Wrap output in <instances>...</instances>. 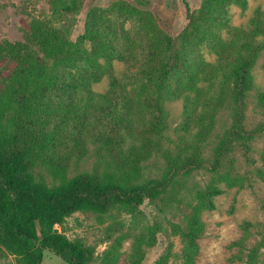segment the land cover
<instances>
[{
  "label": "trees",
  "instance_id": "trees-1",
  "mask_svg": "<svg viewBox=\"0 0 264 264\" xmlns=\"http://www.w3.org/2000/svg\"><path fill=\"white\" fill-rule=\"evenodd\" d=\"M49 1L56 18L78 8V0ZM231 1L202 0L198 11L187 8L177 39L151 12L118 1L109 8L117 18L92 9L74 41L68 24L36 21L31 37L44 60L6 47L17 65L0 90V252L15 255L19 264H40L50 246L67 264H85L88 248L56 229L67 217L153 202L179 176L197 169L217 173L235 146L249 151L250 141L264 134V122L252 129L245 124L252 92L264 116V90L251 77L264 50V16L248 29L228 28ZM126 20L133 31L124 27ZM104 78L108 88L95 91ZM176 101L182 119L170 141L167 105ZM221 112L230 125L208 159L203 148ZM90 151L95 168L68 177L70 163ZM154 155L162 158V173L143 179V163ZM42 170L57 182L49 184ZM222 191L213 184L200 190L175 231L184 264H192L199 250L200 212L214 209L213 197ZM166 263L162 255L154 264Z\"/></svg>",
  "mask_w": 264,
  "mask_h": 264
},
{
  "label": "rangeland",
  "instance_id": "rangeland-1",
  "mask_svg": "<svg viewBox=\"0 0 264 264\" xmlns=\"http://www.w3.org/2000/svg\"><path fill=\"white\" fill-rule=\"evenodd\" d=\"M118 1L151 12L160 27L175 39L187 25V8L198 11L202 3V0H78L76 11L56 18L49 0H0V90L3 80L17 65L6 52L7 46L16 45L23 52L46 59L31 37L36 21L54 26L68 24L70 39L74 41L84 32L87 15L92 9L100 8L105 16L117 18L109 8ZM258 14L264 16V0H245L243 5L231 1L227 6L228 28H247ZM124 27L135 29L127 20ZM205 54L212 59L207 50ZM251 77L257 88L264 90V50L259 53ZM108 83L104 78L93 85V89L103 92ZM167 108L170 122L167 137L175 140V128L182 119V103L176 101ZM245 115L247 129L264 122L253 92L246 100ZM229 125L227 112H221L203 148L206 158L211 157L212 147ZM94 168L95 157L90 151L85 158L70 163L67 175L71 177ZM162 168V158L154 155L143 163L142 178L159 177ZM42 173L49 184L57 182L44 170ZM208 184L223 191L213 197L214 209L200 212L202 233L197 239L199 250L192 264H264V134L250 141L247 152L242 146H235L217 173L194 170L189 175L177 177L153 202L145 199L136 206L114 204L103 213L78 211L56 225V229L88 248L91 256L85 264H154L162 255H167L166 264H184V244L175 231L184 224L198 192ZM0 264L19 263L15 255L2 249ZM40 264L67 263L53 248L46 246Z\"/></svg>",
  "mask_w": 264,
  "mask_h": 264
}]
</instances>
